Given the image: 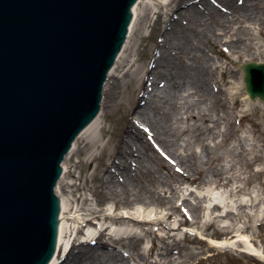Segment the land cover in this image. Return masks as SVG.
Returning <instances> with one entry per match:
<instances>
[{"label":"bare ground","instance_id":"6f19581e","mask_svg":"<svg viewBox=\"0 0 264 264\" xmlns=\"http://www.w3.org/2000/svg\"><path fill=\"white\" fill-rule=\"evenodd\" d=\"M154 1L158 3V0ZM172 1L175 6L169 14V23L164 29L160 50L152 54L147 64L137 67L130 73L131 78L137 79L138 84L131 99L124 137L114 154L103 161L102 173L96 176L99 181L96 200L101 202L107 199L113 206L107 213L102 214L101 207L93 206L89 209L73 207L70 198L57 194L56 238L52 256L47 264H149L146 256L151 254L153 247L146 249L141 246V243L143 234L153 232L146 230L142 233V226L150 223H154L156 226L154 233L161 238L154 264H183L184 260L174 259L171 256L173 253H180L179 240L176 239L175 232L185 225L201 230L207 226L198 212L202 198H198L199 200L194 204L187 197H183L180 204L172 203L173 196L178 191L171 183L162 181L159 174L161 169H165L172 178L171 164H167L166 157L161 155L147 139H153L162 146L171 147L170 150L177 153L178 163L183 168L192 170L193 175L204 172V169L198 165L199 153L195 150L187 151L183 148V143L179 141L181 139L177 140L179 136L176 130L179 125L177 119L173 121L175 109L180 99L185 100L189 96H196L198 103L205 102V106H199L196 111L189 109L184 113L182 120L187 125L182 128V134L195 133L192 136L200 141L203 148L210 149V141H214L211 149L217 150L222 145V140L216 141V139L219 137L225 139L230 135L232 128L235 127L233 113L239 106H248L247 102L241 98L242 91L235 83L236 73L232 67H229V63H234L235 59H242L240 44L247 46L254 57H257L261 48L264 47V0H164L160 2L162 5H167ZM148 9V4H144L141 0L134 2L130 8L131 16L127 35L117 52L112 70H108L106 74V77H112L116 83L121 77L128 75L133 67L134 63L128 58V53L123 55V51L135 22L141 23L145 20L149 14ZM188 31L205 36L206 41L211 43L227 62L212 63V57L203 49H199V46L197 49L196 45L188 39ZM207 31L210 33L206 35ZM240 31L241 34H245V37L238 35ZM175 32L179 35H173ZM257 38H261L260 44L254 42ZM220 44L222 47L219 46ZM167 45L174 49L170 60L165 57ZM229 45L233 47L232 50L226 47ZM250 60L246 59L247 62ZM214 72L219 74V79L215 80ZM112 84L107 80L104 88ZM223 85L228 87L224 89ZM244 93L247 97L246 92ZM189 106L192 108L191 105ZM213 110L221 111L223 115L215 112L214 114L218 115L215 117L212 114ZM99 111L93 121L83 127L70 155L64 156L66 164H61V181H57L56 189L60 188L70 193L76 190L72 181V168L66 170L70 165L76 166L71 164L73 156L77 157L86 146L90 148L87 160L95 156L96 149L99 147L95 136V129L100 127L101 122ZM222 124L226 129L217 131ZM100 131L105 132L102 127ZM252 133L250 131L249 135L238 138V141L243 151L254 153L251 159L253 161L260 156L258 157V153H255L253 148L242 143L244 139L252 136ZM180 147L184 150L180 151ZM207 156L208 167L214 163L212 182H216L221 176L222 158L216 151L208 153ZM171 168L174 173L184 177L188 182L195 180V177H191L193 175L185 176L181 169ZM145 180L151 183L160 180L164 187L150 188L145 185ZM87 200L88 198L83 197V202ZM134 202L139 205L133 211L118 213L120 205L129 207ZM157 204L159 206H155ZM145 205L147 207H144ZM149 207L151 209L145 211ZM163 207L171 211L158 218L157 215L162 212L159 208ZM218 208L219 205L214 204L211 212ZM174 213H177L180 218H175ZM229 213L230 211H226L214 218H224ZM76 214L92 215L94 219L102 221V225L94 233L84 235L82 224L73 227L68 225V219L72 217L79 222L80 216H75ZM88 222L91 220H86V223ZM110 224L116 225L117 228L112 230ZM227 228L224 232H227ZM79 235L84 239L79 240ZM116 244H120L123 250L115 248Z\"/></svg>","mask_w":264,"mask_h":264},{"label":"water","instance_id":"95a60500","mask_svg":"<svg viewBox=\"0 0 264 264\" xmlns=\"http://www.w3.org/2000/svg\"><path fill=\"white\" fill-rule=\"evenodd\" d=\"M134 1L0 0V264L52 256L60 164L99 111ZM242 71L264 101V62Z\"/></svg>","mask_w":264,"mask_h":264},{"label":"rangeland","instance_id":"374dc122","mask_svg":"<svg viewBox=\"0 0 264 264\" xmlns=\"http://www.w3.org/2000/svg\"><path fill=\"white\" fill-rule=\"evenodd\" d=\"M160 1L164 0H158V3L154 0H141L144 4H148L149 9L147 11L149 14L141 23L135 22L123 51V55L128 53V58L134 63L133 67L128 75L119 79L118 83L110 79L109 82L111 84L113 82V84L108 86L109 88L107 87L109 83L105 88L103 86L99 112L101 115L100 127L104 128L105 132L101 133L99 126L95 129V136L99 144L95 156L87 160V154L90 149L87 146L79 152L77 157L73 156L71 164L76 166L70 165L66 170L72 168V181L76 190L70 193L67 190L64 191L57 188V194L70 198L73 207L78 206L89 209L93 206H98L103 210L101 212L103 214L107 213L108 209L110 210L113 206L112 202L107 199L101 202L100 200H96L98 198V193L96 192L99 185L96 176L102 173L103 161L114 154L125 134L131 99L138 84L137 79L131 78L130 73L137 67L140 68L147 64L152 54L160 50L163 32L169 23V14L175 6L173 1L167 5H162ZM177 33L175 32L173 35H179ZM209 33L207 31L206 35ZM238 35L245 37V34H241V31L238 32ZM187 36L196 45L197 49L199 46V49H203L205 53L207 52L212 57V63L227 62L226 58L220 56L217 49L213 48L211 43L206 41L205 36L203 37L191 31L187 32ZM254 42L260 44L261 38L255 39ZM219 46L222 47L221 44ZM226 47L229 50L233 49L230 45ZM240 48L243 54L242 59H235L234 63H229V67H232L236 73L234 76L235 83L241 89V98L247 102L248 106H239L236 112L233 113L232 119L235 127L232 128L230 135L225 139L221 137L216 139V141L222 140V145L217 150L211 149L214 141L209 142L210 149L203 148L200 141L192 136L195 133L188 132L182 134V128L187 125L182 120V116L185 115L184 113L189 109L196 111L199 109V106H205V102L198 103L196 96H189L185 100L180 99L175 109L173 121L177 119L179 125L176 130L179 136L177 140L181 139L179 141L183 143V148L187 151L195 150L199 153L198 165L204 169V172L193 175L192 170L183 168L178 163L177 153L170 150L171 147L162 146L153 139H147L149 143L153 144L155 149L159 150L161 155L166 157L168 162L166 163L171 164L170 171L172 178L165 169H161L159 174L162 181L171 183L178 191L173 196L172 203L180 204L183 197H187L194 204L197 203L198 198H202L201 207L198 208V212L202 216L201 219L206 222V228L201 230L190 225H185L175 232V237L179 240L178 250L180 253H173L171 256L174 259L184 260L183 264H264V101L258 99L251 100L248 96H245L242 82L243 73L241 70V65L247 62V58L251 59L250 61H264V47L261 48L260 53L257 51L259 53L257 57L253 56V52L247 46L240 44ZM165 52V57L170 60L174 49L170 45H167ZM213 75L214 78L216 77L215 80L219 79L217 72H214ZM222 87L225 89L228 86L223 85ZM207 103L209 104V102ZM215 112L223 115L221 111L213 110L212 114L215 117L218 116L214 114ZM225 129L226 127L222 124L217 131ZM250 131L253 132L252 136L244 139L242 143L245 146L253 148L255 153H258V157L260 156V158L253 161L251 159H253L254 153L243 151L239 147L238 141V138L249 135ZM177 147H179V144H177ZM183 148L180 147V151H183ZM151 150L153 149L151 148ZM212 151H216L222 158L220 161L222 172L216 182H212L214 163L209 167L207 164V154ZM171 167L181 169L185 176L190 177L193 175L191 177H195V180L188 182L184 177H180L174 173ZM144 182L150 188L160 189L164 187L160 180L153 183L146 180ZM83 197L88 198V200L83 202ZM75 198L78 200L75 201ZM97 203L99 205H96ZM184 204L186 206V202ZM214 204L219 205V208L211 212ZM138 205L137 202H134L129 207L120 205L118 213L124 214L126 211H133ZM167 205H170V203ZM155 206H159V204ZM144 207L147 206L145 205ZM150 209L151 207L145 211H149ZM159 209H162V212L157 215L158 218H161L164 213L171 211L169 208L164 207ZM226 211H230L228 216L214 218V216ZM78 216H80L79 222H76L74 217H72L68 219V225L73 227L81 225L85 219L94 220L93 216L89 214ZM174 217L180 218L177 213H174ZM98 224L101 226L102 221H98ZM110 228L114 230L117 226L110 224ZM155 228L154 223L142 226V233L146 230L153 231L143 234V241L141 243V246L146 249L153 247L151 254L146 256L149 264H154V260L157 257L156 253L159 251L158 247L161 245L160 236L154 233ZM226 228L228 230L224 232ZM95 230L94 228H90L88 231L89 233H94ZM78 239L84 238L79 235ZM238 240L240 241L238 242ZM115 248L123 250L120 244H116ZM191 252L193 254H190Z\"/></svg>","mask_w":264,"mask_h":264}]
</instances>
